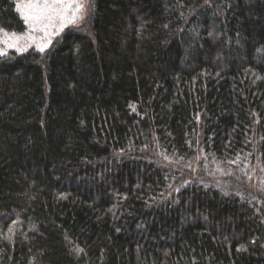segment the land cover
<instances>
[{
	"label": "trees",
	"instance_id": "trees-1",
	"mask_svg": "<svg viewBox=\"0 0 264 264\" xmlns=\"http://www.w3.org/2000/svg\"><path fill=\"white\" fill-rule=\"evenodd\" d=\"M2 48L0 264H264V0H88Z\"/></svg>",
	"mask_w": 264,
	"mask_h": 264
},
{
	"label": "rangeland",
	"instance_id": "rangeland-1",
	"mask_svg": "<svg viewBox=\"0 0 264 264\" xmlns=\"http://www.w3.org/2000/svg\"><path fill=\"white\" fill-rule=\"evenodd\" d=\"M14 1L26 29L21 35H2L1 52L20 53L29 49L44 52L66 28L82 20L88 3V0Z\"/></svg>",
	"mask_w": 264,
	"mask_h": 264
}]
</instances>
